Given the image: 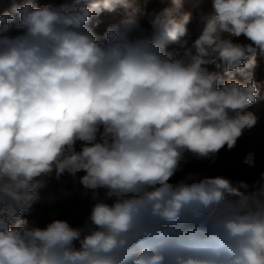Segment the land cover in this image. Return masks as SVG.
Here are the masks:
<instances>
[{"label":"clouds","instance_id":"obj_1","mask_svg":"<svg viewBox=\"0 0 264 264\" xmlns=\"http://www.w3.org/2000/svg\"><path fill=\"white\" fill-rule=\"evenodd\" d=\"M258 72L264 0H0V264H264V170L186 167L258 124Z\"/></svg>","mask_w":264,"mask_h":264},{"label":"trees","instance_id":"obj_2","mask_svg":"<svg viewBox=\"0 0 264 264\" xmlns=\"http://www.w3.org/2000/svg\"><path fill=\"white\" fill-rule=\"evenodd\" d=\"M40 2H46V0H40ZM7 7V5H4ZM186 10L195 11V4H187ZM122 15V10H117V13L109 14L104 13L101 17V25L97 29L98 32H102L105 26L115 20H118ZM262 75L258 72V78H261ZM253 111L259 117L258 124L251 130H246L244 136L238 141L237 147L235 150L228 152L226 150H221L219 154V159L215 163L209 161H195L191 160L186 166L187 170L195 171L209 176L215 175H224L232 179H247L251 180L255 178L256 174L260 170H264V103H258L253 106ZM248 151H255L256 153V168L250 169L242 163L244 155ZM57 186H53L51 190H55ZM70 188L71 185H68ZM50 189H42L41 194L45 195ZM73 198H76L82 208H84L86 214L88 211V202L86 199H82L79 195H73ZM43 204L36 205L38 209ZM48 206V205H47ZM46 206L45 211H48ZM44 214V213H43ZM39 212L34 213L31 219L36 220ZM50 222V220H48Z\"/></svg>","mask_w":264,"mask_h":264},{"label":"rangeland","instance_id":"obj_3","mask_svg":"<svg viewBox=\"0 0 264 264\" xmlns=\"http://www.w3.org/2000/svg\"><path fill=\"white\" fill-rule=\"evenodd\" d=\"M192 29L194 33L195 25L192 26ZM46 206V204H43L38 209H36L37 214L39 212L36 220L40 226L46 225L48 223V220H51L53 218L68 219L70 223L75 224L80 222V220L86 215V212L84 208H82L80 202L73 197H71L70 199L61 200L55 205L47 206L48 211H45ZM51 213H56V215L53 216L51 215Z\"/></svg>","mask_w":264,"mask_h":264}]
</instances>
